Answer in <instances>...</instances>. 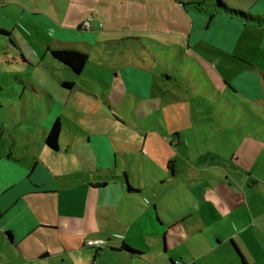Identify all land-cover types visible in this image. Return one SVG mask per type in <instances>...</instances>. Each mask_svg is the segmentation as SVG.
<instances>
[{"label": "crops", "instance_id": "obj_1", "mask_svg": "<svg viewBox=\"0 0 264 264\" xmlns=\"http://www.w3.org/2000/svg\"><path fill=\"white\" fill-rule=\"evenodd\" d=\"M149 3L153 9L147 8ZM164 3L174 5L172 18L161 16L166 27L164 31L128 27L129 21L158 20L160 6ZM213 3L198 0H73V4H77L70 16L73 24L65 26L62 29L65 32L61 34L45 36L42 42L46 52L38 55L32 51L34 57L24 54L20 36L13 31L21 29L26 34L25 28L18 21L8 23L0 18V29L9 33V41L19 50V53L12 51L10 54L9 47L0 38V47L4 50L0 59L1 78L4 84L14 86L13 80L23 82L19 77L20 67H28V75L36 73L35 68L39 67L46 76L56 78L62 90H81L113 110V99L122 95L115 81L121 76V85L126 91L152 102L157 96L149 84L150 94H145L138 79L141 74L137 69L142 67L128 59H123L124 65L91 72L87 70V56L81 72L74 74L50 53L51 50H74L86 54L85 47H93L92 33L119 31L121 23L126 26V32L151 31L168 40V56L157 58L164 66L163 71L157 72V77L164 79L163 85L175 78L169 73L171 68L174 73L183 74L181 78L186 81L191 97L199 94L205 100H214L215 96L219 99L223 93L232 91L240 98L243 111L252 114L248 105H264V0H254L246 12L257 20L240 18L216 8ZM87 17H92L88 29L82 26ZM51 24L54 29L59 28L53 21ZM142 38L150 45L164 46L154 37ZM131 66L133 68L129 69ZM54 69L59 72L54 73ZM61 70L65 72L61 73ZM9 71L17 74L13 75V80L9 79ZM193 72L196 77L192 80L189 76ZM87 75L101 83V96L96 94L95 87L86 83ZM146 76L155 77L150 73ZM29 80L33 84L30 76ZM63 81L72 82V88L63 87ZM37 88L41 101H53L56 105H48L47 113L53 116L46 114L40 125V151L50 160L62 153L72 164L69 167L66 162L60 166L50 161L42 166L32 157V161L21 164L26 158L24 154L34 156L35 153L30 149L20 152L15 146L17 130L6 132L7 123L0 120V264H141L145 254L157 245L163 246L162 254H173L169 258L171 264L175 261L194 264L195 258H213L221 253L241 260L242 264L256 263L255 258L249 261L244 257L243 248L249 251L259 248L255 234L259 227L264 228V224L245 196L246 180L231 183L223 167L213 170L206 164L197 165L194 155L183 156L184 162L179 165L177 155L171 152L184 142L180 130L185 125L177 121V117L184 114L177 106L180 98L168 92L172 99L161 103L164 111L163 126L158 123L159 131L164 132V136H160L161 142L155 135L146 133L136 135V143L132 144L128 143L125 134L114 132L112 120L107 115L85 126L68 119L66 128L58 112L64 109L62 103L56 101L43 85ZM218 102L208 104H215L222 111L229 109V105ZM245 114L244 111L241 116ZM234 117L231 119H237ZM55 120L59 122V134L57 149L52 150L45 145L44 139ZM164 144L168 152H165ZM130 147L139 150L136 163L131 160L134 154L126 149ZM120 155L125 158V164H121ZM107 158L111 164L107 163ZM44 208L50 210L43 211ZM36 234L43 241L54 239L69 253H77L76 244L79 249H92L95 262L73 263L63 257L58 262L47 261L57 254L52 253L50 246L38 245L29 249L24 242H33ZM96 238L105 239L107 245L102 249L86 245L87 240ZM122 244L141 254L122 250ZM220 246L222 251L218 252ZM16 253L20 258L23 256V262L7 261Z\"/></svg>", "mask_w": 264, "mask_h": 264}, {"label": "rangeland", "instance_id": "obj_2", "mask_svg": "<svg viewBox=\"0 0 264 264\" xmlns=\"http://www.w3.org/2000/svg\"><path fill=\"white\" fill-rule=\"evenodd\" d=\"M198 1L210 4L216 0ZM221 1L230 8L248 12L254 0ZM147 5H149L148 9L154 8L151 3ZM76 6L77 4H73V0H0V18L6 20L8 23L18 21L25 28L28 34H25L21 29L13 30L11 26L5 25L9 30L12 29L14 33L20 36L25 55L31 56L32 51L38 55H42L46 52V45L42 42L44 41L43 38L45 36L49 37L51 34L65 32L62 29L66 28L65 26L73 24V19L70 16L75 12ZM173 7L174 5L171 3H164V5L160 6L158 20H146L144 22L129 21L128 27L131 29L143 27L145 30L154 28L164 31L166 27L163 24L161 16L163 15L165 19L172 18ZM51 21L59 28L54 29ZM119 25V31L101 32V34L98 32L92 33L93 47H85V53L88 56L87 70L96 72L97 70L112 69L114 66L124 65L122 63L123 59H128L132 63H136L142 67H138L137 70L141 74L138 76V79L142 83L144 93L150 94L149 84L150 90L157 97L152 102H148L145 98L139 99L133 92L125 90V87L121 85L123 81L120 76L115 81L117 82L118 91L122 95L118 94V98L113 99V110H111L107 106L100 104L96 99H93V97L87 96L81 90H74L72 92L62 90L56 78L46 76L39 67L35 68L37 70L36 73H31L30 75L27 74L30 72L27 71L28 67H20L21 72L19 77L23 81L21 83L13 80V75L17 74L9 71V79L14 81V86L4 84L3 77L1 78L0 74V120L6 121V132L17 130L15 146H17L20 152L30 149L35 153L34 156L24 154L26 158L22 159L24 161L21 164H25L31 157L36 158L39 165L42 166H45L50 161L54 164L58 163L60 166L66 162L69 167L72 164L67 160L68 156L62 155V153L50 160L45 158L40 151L42 145L40 125L44 121L46 114L50 117L53 116V114L47 113L48 105H53V107L56 105L53 101L47 103L38 98L40 97V94L36 92L38 91V85L46 87L53 98L64 106V109L58 112H60L59 117L64 122L66 128L68 119L80 126H85L95 120L104 119L105 115H107L112 120L114 132L125 134L129 138L128 143L132 144L136 143L134 140L136 135H145L146 133L155 135L161 142L160 136H164V132L159 131L158 128V123L163 126L164 122V111L161 103L162 101L172 99L168 93L172 92L176 97L180 98V100H177V106L184 113L177 117L179 124L185 125L181 126L183 128L180 130L184 142L173 149L174 151H171L177 155L178 164L180 165L184 162L183 156L189 158L194 155V163L197 165L206 164L211 166L213 170H216L217 167H223L228 172L230 182L236 183L235 181L245 179V196L252 202L256 215L261 216L260 218L264 224V105L259 107H254L252 104L248 105V108L253 112L252 114H248L247 110H244L246 114L242 117L241 113L244 111L240 104V98L232 91L223 93V96H220L219 99L215 96L214 100H205L199 94L191 97L190 93L187 92L186 81H184V78H181L183 74L180 76L174 73L171 68L169 73L175 78L166 82V85H163L164 79L161 76L157 77V72L163 71L164 66L157 58L166 59L168 56L170 50L168 48V40L163 39L161 34L151 31L142 33L126 32L127 30H124L126 26H123L121 23ZM150 36L164 43V46L150 45L146 38H142ZM0 38L9 47L8 51L10 54H12V51L19 53L15 44L9 41L8 36H0ZM3 53L4 50L0 47V59L3 58ZM167 61L170 66L171 62L168 59ZM132 68L131 66L129 69ZM55 72L59 71L54 69ZM63 72L65 71L61 70V73ZM147 73L155 75V77L149 78V76H146ZM29 76L33 80V84L30 82ZM87 77L86 83L95 87L96 94L101 96L103 94L101 83L91 76L87 75ZM189 77L192 80L195 79V73L193 72L192 76ZM185 98L187 99L186 102ZM204 101L207 104H202ZM218 101L229 105V109L222 111L219 106L216 107L217 105L215 104H208L209 102L220 103ZM138 102L141 104H138ZM141 107L145 109L144 112ZM165 110L168 111V107ZM232 116L237 119H231ZM47 120H50V118L47 117ZM110 143L114 150V144ZM163 147L165 152H168L165 144ZM126 149L131 154H134L131 160H134L133 163H136L137 152L139 150L134 147ZM91 150L96 161L95 152L92 148ZM119 160L121 164H125L123 156L120 155ZM107 161V163H112L109 158H107ZM48 210L50 209L44 208L43 211ZM255 235L257 236L259 248L250 249V251L243 248V254L249 261L252 258L256 259V263L251 264H264V228L259 227ZM35 236L32 239L33 242L29 240L24 242L28 244L27 248L30 247L29 249L38 245L50 246L52 253L57 254H53L47 261L58 262L62 257L73 263H77V261L79 263L93 261L92 249H79L78 244H76L78 248L77 253H69L65 248L58 246V243L54 239L50 238L43 241L39 235L36 234ZM161 250H163V246L157 245L154 250L145 254L140 263L171 264L169 258L173 254L171 252L162 254ZM221 251L222 246L218 249V252ZM217 255L213 258L211 256L195 258L194 264H242L241 260H236L224 255V253ZM7 261L23 262L24 260L22 255L20 258L16 253L12 260L7 258Z\"/></svg>", "mask_w": 264, "mask_h": 264}, {"label": "trees", "instance_id": "obj_3", "mask_svg": "<svg viewBox=\"0 0 264 264\" xmlns=\"http://www.w3.org/2000/svg\"><path fill=\"white\" fill-rule=\"evenodd\" d=\"M213 4L216 8L221 9L231 14H235L239 16L240 18L256 19V20L258 19L257 17H253L249 13H246L242 10L230 8L228 5L223 3L221 0H216ZM0 34L5 35V36L9 35L7 31L2 30V29H0ZM50 53L52 54L55 60H57L62 65H64V67H67L68 69H70V71L74 74H78L81 72L87 60L86 54L82 52L74 51V50H51ZM61 85L65 88H72L73 83L68 82V81H63ZM58 134H59V122L58 120H55L44 139L45 145L48 148L52 150L57 149ZM129 189L131 190V188ZM121 248L122 250H125L128 253L133 254V255L141 254L139 251H136L128 247L126 244H122Z\"/></svg>", "mask_w": 264, "mask_h": 264}, {"label": "built area", "instance_id": "obj_4", "mask_svg": "<svg viewBox=\"0 0 264 264\" xmlns=\"http://www.w3.org/2000/svg\"><path fill=\"white\" fill-rule=\"evenodd\" d=\"M92 17H87L83 22L82 26L88 29L91 25ZM87 246L96 247L97 249H102L107 245V241L103 238L90 239L86 241ZM174 264H182L180 261H175Z\"/></svg>", "mask_w": 264, "mask_h": 264}]
</instances>
